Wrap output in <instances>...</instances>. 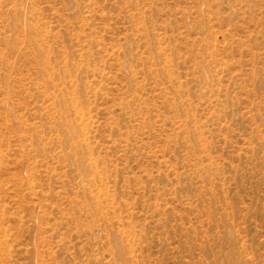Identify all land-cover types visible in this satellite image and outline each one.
Masks as SVG:
<instances>
[{
  "label": "rangeland",
  "instance_id": "1",
  "mask_svg": "<svg viewBox=\"0 0 264 264\" xmlns=\"http://www.w3.org/2000/svg\"><path fill=\"white\" fill-rule=\"evenodd\" d=\"M0 264H264V0H0Z\"/></svg>",
  "mask_w": 264,
  "mask_h": 264
}]
</instances>
